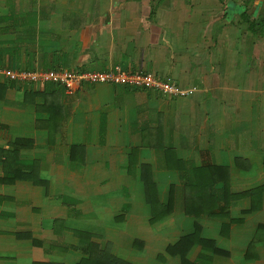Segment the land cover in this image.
<instances>
[{"label":"crops","instance_id":"crops-1","mask_svg":"<svg viewBox=\"0 0 264 264\" xmlns=\"http://www.w3.org/2000/svg\"><path fill=\"white\" fill-rule=\"evenodd\" d=\"M262 19L264 0H0V179L18 177L0 182V264H86L88 250L97 264H181L166 249L194 232L190 262L264 264V28L248 27ZM116 66L187 95L4 74ZM100 176L141 183L140 204H100ZM128 228L148 239L122 249ZM130 245L149 256L121 257Z\"/></svg>","mask_w":264,"mask_h":264},{"label":"built area","instance_id":"built-area-1","mask_svg":"<svg viewBox=\"0 0 264 264\" xmlns=\"http://www.w3.org/2000/svg\"><path fill=\"white\" fill-rule=\"evenodd\" d=\"M4 74L10 80L26 83L36 88L44 89L48 85L60 86L65 92L71 93L81 85L114 84L127 87L157 92L162 96L183 97L187 90L181 89L174 83H169L155 78L150 73H130L119 66L112 70L102 72L91 71H26L5 70Z\"/></svg>","mask_w":264,"mask_h":264},{"label":"rangeland","instance_id":"rangeland-1","mask_svg":"<svg viewBox=\"0 0 264 264\" xmlns=\"http://www.w3.org/2000/svg\"><path fill=\"white\" fill-rule=\"evenodd\" d=\"M104 177L105 176H100V184L103 183L104 180L106 181V183H109V184H107V185L102 184V186L99 185V186H101L102 193L100 196H96V198L98 200H100V202H99L100 204L106 205L107 200H112L113 197H116V196H122L124 199L125 198L131 199L132 204L133 203H135L136 205L140 204V200L143 197V189H142L141 183H137L134 185L133 184L126 185L125 183L123 184V182H119L120 184L118 185V184L110 183L109 179H105ZM162 188H163V186H160V189H162ZM99 205H96V206H99ZM97 219H101V218H97L96 216L89 217V224L94 225V223ZM179 219H182L183 220L182 222L187 220V222H189V225L191 224V220H192L191 218H187V217L186 218L185 217L178 218V220ZM185 224H187V223H185ZM88 226H86V227H88ZM107 226H108V228H110L112 226V227H114V230H115V227L120 226V225L116 224V223L111 224L108 221ZM142 230H145V229L143 228ZM109 234H104V235L108 236ZM213 234L215 236H217L216 233H213ZM98 235L101 236L103 234H98ZM112 235H115V234H112ZM148 236H149L148 232H143V231L141 232V228H137L136 232H134V229L132 232V229L128 228L126 232H123V233L118 232L119 238H116L112 241L113 242L114 241L120 242L121 244H123L122 249H124L129 242H131V241L133 242V240H135V239L143 240L145 237L148 239ZM210 236H211V234H210ZM158 246H160V245H157V247ZM120 256L125 257V258H127V257H130V258L131 257H143V256H149V253H148L147 248L143 249L137 245L136 246L130 245V247H128V249L125 250Z\"/></svg>","mask_w":264,"mask_h":264},{"label":"trees","instance_id":"trees-1","mask_svg":"<svg viewBox=\"0 0 264 264\" xmlns=\"http://www.w3.org/2000/svg\"><path fill=\"white\" fill-rule=\"evenodd\" d=\"M246 19L248 20V18H246ZM248 27H249L250 30L254 29L255 31L256 30H260L261 31L264 28V20L262 19V20H260V21H258L256 23H254L253 21H249ZM22 147H24V142L23 141H15L12 144V149H13V151L11 152L12 155L16 156L17 155V151L20 148H22ZM71 150H73V149H71ZM3 153L6 156H8V153H5V152H3ZM16 178H18V177H16V176L10 177L8 174H5L4 177L0 179V182H2V183H11ZM39 183H42V182H39ZM152 187L153 186H150L147 183L144 184V191H145L146 196H148L149 193L153 191ZM19 236L20 237H24V235H19ZM194 236H195V232H194V235L192 234V236H185V237L181 238L174 245L168 246L167 249H166V253L169 254V255L178 256L180 258L181 264H202V263H197V262H190L186 258L187 252L192 247V245H194V243H195V241L191 239V237H194ZM27 237H29V236H27ZM197 242H199V244L204 246V248L210 249L212 254H226V252H224V251L218 249L217 247H215V244H214V242L212 240L199 239ZM89 254H91L90 250L87 251V255L89 256V258H87V259H90V261L87 262L86 260H83L82 263L86 262V264L87 263L88 264H97L96 262H94V259ZM99 254H101V253H99ZM104 257H107V263L106 264H126L123 261L115 258L112 255H105L104 254Z\"/></svg>","mask_w":264,"mask_h":264}]
</instances>
